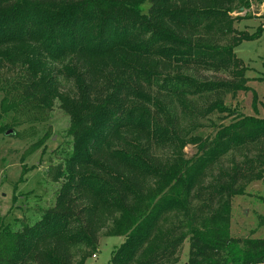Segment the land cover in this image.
<instances>
[{
  "label": "trees",
  "instance_id": "16d2710c",
  "mask_svg": "<svg viewBox=\"0 0 264 264\" xmlns=\"http://www.w3.org/2000/svg\"><path fill=\"white\" fill-rule=\"evenodd\" d=\"M249 7L248 0H0L1 114H45L58 101L72 141L54 172L62 184L53 207L18 231L0 223V264H84L87 252L74 262L73 250L96 251L108 223V235L124 237L110 264H160L186 239L187 264H264V239L232 238L227 228L230 199L264 169V119L236 115L222 98L251 90L234 51L258 40L263 24L238 32L233 23L242 19L230 16ZM201 69L232 79L201 80ZM60 75L72 95L60 91ZM212 95L206 107L195 103ZM213 114L231 118L213 137L182 126ZM14 126L1 125L0 135ZM189 145L196 153L187 158ZM231 151L245 152L242 161L232 158L204 184Z\"/></svg>",
  "mask_w": 264,
  "mask_h": 264
},
{
  "label": "rangeland",
  "instance_id": "374dc122",
  "mask_svg": "<svg viewBox=\"0 0 264 264\" xmlns=\"http://www.w3.org/2000/svg\"><path fill=\"white\" fill-rule=\"evenodd\" d=\"M250 7L246 11L232 12L231 18H241L235 21L233 28L238 32L254 33L263 24L264 3L259 0H248ZM245 17V18H243ZM228 39L221 41L225 45ZM235 57L242 62L245 69L246 84L251 90L236 94L227 93L222 96L227 107L236 111V115L258 117L264 119V31L261 37L253 42H243L235 51ZM59 68V65H56ZM201 80H230L231 73L223 70L201 69ZM258 79L260 82H258ZM60 91L64 94H73V84L63 75L58 76ZM0 81V102L4 97L6 83ZM213 96V95H212ZM256 97L253 109V97ZM195 100L199 107H206L216 97ZM192 99V98H189ZM193 100V99H192ZM200 108V109H201ZM231 119V118H230ZM229 119V120H230ZM229 120L223 121L220 116L213 114L208 117H196L191 122L185 119L182 126L186 127L189 135L213 137L219 125H226ZM18 122L19 126L7 129L12 134L0 135V223L12 231H18L25 225L35 223L49 208H52L62 179H53L55 169L63 166L65 159L71 152V137L68 133L69 117L60 109L55 101L51 111L45 114L10 113L2 115L0 111V126ZM194 126V127H193ZM249 157L253 156V148L249 149ZM187 158L196 153L195 146L189 145L183 149ZM245 154V152H242ZM242 153L231 151L215 164L207 173L204 184L211 180L210 174L217 175L220 169L224 170L231 165V159L242 161ZM158 155H168L167 151H160ZM241 195L230 199L229 216L227 222L228 236L236 239H264V169L260 180H253L241 184ZM194 202V205H197ZM179 223L182 219L171 218ZM110 223L98 233L97 250L81 246L73 250L74 262L81 258V251L87 252L84 264H110V259L116 249L124 242L123 236H110L107 231ZM188 240L183 241L177 253L160 264H187Z\"/></svg>",
  "mask_w": 264,
  "mask_h": 264
},
{
  "label": "water",
  "instance_id": "95a60500",
  "mask_svg": "<svg viewBox=\"0 0 264 264\" xmlns=\"http://www.w3.org/2000/svg\"><path fill=\"white\" fill-rule=\"evenodd\" d=\"M10 134H12V131H11V130H9V131H7V132L5 133L6 136H8V135H10Z\"/></svg>",
  "mask_w": 264,
  "mask_h": 264
}]
</instances>
